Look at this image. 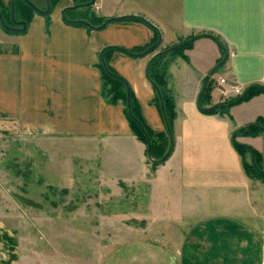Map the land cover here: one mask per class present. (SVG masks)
Masks as SVG:
<instances>
[{"label":"crops","instance_id":"obj_1","mask_svg":"<svg viewBox=\"0 0 264 264\" xmlns=\"http://www.w3.org/2000/svg\"><path fill=\"white\" fill-rule=\"evenodd\" d=\"M72 1L59 0L49 21L36 12L20 32L0 25V135H32L54 162L68 152L72 180L76 160L93 165L115 195L125 185L132 205L143 197L144 228L177 230L109 245L83 236L72 254L69 237L18 236L0 217V264H264V183L247 175L233 141L236 131L264 118V91L222 112L206 111L235 97L230 84L264 89V0H96L93 26L110 20L100 29L67 21L62 12ZM193 36L186 57L169 66L174 148L153 165L124 105L102 95L99 55L106 46L154 43L148 54L116 50L110 64L128 81L146 125L159 133L166 124L148 64ZM213 72L228 95L202 104ZM237 140L258 150L264 170V131Z\"/></svg>","mask_w":264,"mask_h":264},{"label":"rangeland","instance_id":"obj_2","mask_svg":"<svg viewBox=\"0 0 264 264\" xmlns=\"http://www.w3.org/2000/svg\"><path fill=\"white\" fill-rule=\"evenodd\" d=\"M28 1L42 9L48 0ZM58 1L53 0L52 6ZM77 4L78 0H73L70 6ZM78 11L86 17L89 13L96 14V0L88 12ZM218 76L220 72H213L207 79L209 96L214 102L219 94H224L219 81L216 84ZM39 144L42 143L32 135H0V217L18 236H37L44 242L47 236L56 242L69 237L70 251L74 254L83 236L109 245L108 242L120 243L132 238H153L162 230L169 233L177 230L144 228L141 195L134 197L136 204L132 205L133 196L127 195L125 185L123 193L119 191L115 195L110 182L96 178L94 166L80 160L75 162L76 174L72 180L73 165L69 164L68 152L67 158L60 155L58 162H54L53 152L48 153ZM88 247L86 252L93 251L94 243Z\"/></svg>","mask_w":264,"mask_h":264},{"label":"trees","instance_id":"obj_3","mask_svg":"<svg viewBox=\"0 0 264 264\" xmlns=\"http://www.w3.org/2000/svg\"><path fill=\"white\" fill-rule=\"evenodd\" d=\"M55 1V0H54ZM91 0H78V3L90 2ZM17 9L20 10L24 19L30 22L32 16L36 13L34 7L27 0H15ZM53 0L51 1V5ZM4 4L0 0V8H4ZM92 5L86 7H79L74 10H66L64 18L76 20L83 19L93 25L92 20L96 19L94 13H89V17L79 12L78 10H85L88 12ZM48 17L49 12L44 13ZM80 14V15H79ZM76 15V16H75ZM122 19L128 20H142L141 17L126 16ZM110 20L99 19L96 25H101ZM80 24V23H74ZM196 37H190L180 40L179 43L165 49L154 55L147 68V76L152 83L155 90L154 103L158 106L160 113L165 121L166 130L163 132L155 133L144 122L140 107L136 97L128 83V81L121 76L110 64V57L116 50H123L132 55H142L144 52L152 47L154 43L146 47H138L134 49H123L115 46L104 47L99 55L98 66L102 74V95L110 103L121 102L124 105V113L131 126L133 133L141 139L147 146V154L153 165H158L167 160L172 154L174 148L173 139V124L177 116L175 97L170 88V73L169 66L177 56L186 57V50L191 48L193 41ZM264 91L259 86H251L247 88L241 96L230 99L225 103L216 105L209 109L207 112H222L227 109L231 104L248 99L251 96ZM209 97V87H206L201 95V103ZM205 110V109H203ZM264 131V118L248 127H243L236 131L233 135L234 145L237 151L243 158V165L247 175L253 179L260 180L264 183V170L261 166V156L258 150L238 142L237 137L242 133L255 134Z\"/></svg>","mask_w":264,"mask_h":264},{"label":"flooded vegetation","instance_id":"obj_4","mask_svg":"<svg viewBox=\"0 0 264 264\" xmlns=\"http://www.w3.org/2000/svg\"><path fill=\"white\" fill-rule=\"evenodd\" d=\"M28 1V0H27ZM51 1L50 0V6L48 7V4L45 8H38L39 10L41 11H45L44 13H48L49 14L53 11L54 9V6L51 5ZM1 2L5 5L4 8H0L1 10V13H2V16L6 22V24L10 27H18L20 29H23V26L20 25V24H17V22H25L26 23V28L28 27L29 23L30 22H27L26 19L23 18L21 12L19 9H17V6H16V3H15V0H14V5L12 4V0H1ZM86 3V2H84ZM79 4H83V3H79ZM32 6V5H31ZM33 7V6H32ZM65 9V8H64ZM63 9V10H64ZM36 12L40 13L37 9H35ZM66 10H72V9H65L64 13H63V16L66 12ZM74 10V9H73ZM43 13V14H44ZM45 15V14H44ZM76 20H79V19H76ZM83 20V19H81ZM2 25V24H1ZM3 26V25H2ZM5 30H8L6 29L5 27H3ZM25 28V29H26ZM9 31V30H8Z\"/></svg>","mask_w":264,"mask_h":264},{"label":"water","instance_id":"obj_5","mask_svg":"<svg viewBox=\"0 0 264 264\" xmlns=\"http://www.w3.org/2000/svg\"><path fill=\"white\" fill-rule=\"evenodd\" d=\"M35 9H37L40 13H44L45 11H41L39 10L36 6H34L30 1H28ZM95 3V0H91L90 2H87V3H83V4H77V5H73V6H69V7H66L65 9H77L79 7H86V6H90L92 4ZM12 4L14 5V0H12ZM47 4H48V7L50 6V0L47 1ZM65 9L63 10V13L65 11ZM67 21L69 22H72V23H82L88 27H93V28H103L107 22L101 24L100 26H93L90 22L86 21V20H71V19H67L65 18ZM0 23L3 25V27H5L6 29H8L9 31H14V32H20L21 30H25L26 28V23L25 22H17V24H20L23 26V29H20L18 27H10L6 24L3 16H2V13H1V10H0ZM154 47H150L149 49L146 50L145 54H148L150 53L152 50H153ZM208 79V78H207ZM206 85H207V81H206Z\"/></svg>","mask_w":264,"mask_h":264},{"label":"built area","instance_id":"obj_6","mask_svg":"<svg viewBox=\"0 0 264 264\" xmlns=\"http://www.w3.org/2000/svg\"><path fill=\"white\" fill-rule=\"evenodd\" d=\"M220 82H221V84H225L226 83V79H224V78H222V79H220ZM229 94L230 93H232L233 95H235V97H233V98H236V97H238V96H241L243 93H244V88H242L241 86H238V85H236V84H230L229 85ZM226 92V91H225ZM228 92V91H227ZM224 93V95H228V93ZM225 97V96H224ZM233 98H231V99H233ZM226 99V98H225Z\"/></svg>","mask_w":264,"mask_h":264}]
</instances>
